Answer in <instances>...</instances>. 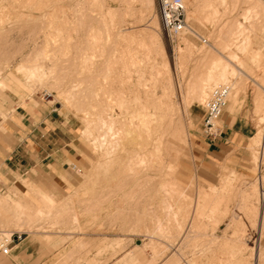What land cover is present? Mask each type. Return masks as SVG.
I'll use <instances>...</instances> for the list:
<instances>
[{
  "label": "rangeland",
  "instance_id": "1",
  "mask_svg": "<svg viewBox=\"0 0 264 264\" xmlns=\"http://www.w3.org/2000/svg\"><path fill=\"white\" fill-rule=\"evenodd\" d=\"M145 1L0 0V84L3 86L0 87V139L11 132L8 124L13 121L14 107L23 106L24 99L46 104L75 126L74 150L85 160L83 167H65L59 180L47 174L36 176L34 172V177L30 173L0 175L1 201L17 204L28 199L25 206L26 199L15 205L26 216L18 222H13L11 213L0 208L1 244L9 241L12 234L65 232L69 234L71 248L85 249L81 258L84 264L109 261L110 264H145L147 261L146 264H249L237 260L247 257L250 248L253 252L264 248V229L260 230L258 223L239 206L235 191L251 185L258 189V149L262 142L250 149L249 138L257 131H264V123L254 117L252 105L253 89L264 70V0H182L186 26L182 33L171 37V47L161 41L162 52L157 45L144 46L149 45L147 38L136 37L137 32L149 24L151 13L158 14L157 0H149L153 1L152 5ZM92 32L94 40L90 37ZM181 37L186 39L188 47L180 55L176 46ZM245 45L258 55L252 57L247 49L243 52ZM212 58L220 62H213ZM23 63L40 66L45 74L23 79L24 74L14 73L16 66ZM207 69L232 75L229 82L226 81L231 84L230 92L217 127L220 128L221 120L229 115L240 118L246 129L245 138L233 146L228 156L237 160V166L227 159L210 173L192 166L189 143L191 135L204 137L192 113L200 111L215 86L225 84L213 80L201 98L203 101L200 100L191 86ZM73 84L78 88H71ZM162 86L167 92L174 91L171 96L176 110L174 124L177 121L175 126H181L186 132V141L181 142L167 133L163 138V159L158 160L152 152L145 154L148 158L140 154L145 163H139L140 155L134 153L138 146L134 142H140L141 138L132 142L127 136L125 142L122 140L126 137L121 139L124 146L119 149L121 153L118 149L112 152L115 162L112 163L111 158L112 164L108 162L110 165L101 167L97 162L105 159L91 141L92 135L98 137L100 133L95 126L97 114L108 105L118 121H126L132 109L139 110L144 104L149 108L154 106ZM121 96L124 99L118 106L115 101ZM133 96L142 104L134 102ZM83 130L91 133L90 138ZM121 150L125 151L124 155ZM224 168L236 174V190L234 187L233 192H229L231 195L227 193L226 204L218 206L200 199L197 202L198 192L218 185ZM23 181L34 187L35 193L23 192L24 199L16 200L13 192L24 188ZM36 194L50 195L54 199L53 206L40 197L38 205L41 206L34 205L29 195L35 198ZM27 206L32 209L26 214L30 209ZM37 208L45 209L37 214ZM194 210L197 218L189 223L186 215ZM30 212L35 213L34 218ZM172 212L176 214L174 219ZM8 219L13 224L7 222ZM233 220L242 223L239 233L242 245L240 241L237 257L231 255L228 244L229 224ZM187 224H190L189 230ZM83 235H95V238L86 239H91L92 243L80 246L81 239L77 237ZM92 254L98 261L94 262V257L89 259Z\"/></svg>",
  "mask_w": 264,
  "mask_h": 264
},
{
  "label": "crops",
  "instance_id": "2",
  "mask_svg": "<svg viewBox=\"0 0 264 264\" xmlns=\"http://www.w3.org/2000/svg\"><path fill=\"white\" fill-rule=\"evenodd\" d=\"M192 115L201 131L203 108ZM240 121L238 117L226 115L221 120L219 135L213 143L201 134L190 136V158L196 170L215 172L216 167L219 168L223 162L225 164L227 159L233 166H237V160L228 156L233 146L242 142L246 136V129ZM8 127L11 132L6 138L0 139V175L11 177L30 173L34 177L35 174H47L59 180L65 167L71 166L74 169L85 165L84 158L74 150L75 126L70 120H63L54 108L46 104L30 103L24 99L23 106L14 107L13 121ZM23 182L28 188H23L25 194L35 191L28 182ZM29 197L37 206H41L38 205V197L51 205L54 202L46 194ZM77 238L81 239L78 245H84L86 239L95 238V235ZM1 241L0 246L6 247L8 252L3 254L0 247V264H84L81 258L85 250L71 248L69 234L65 232H24L12 234L4 244ZM93 257L94 262L98 261L93 254L89 259ZM106 264H110V261Z\"/></svg>",
  "mask_w": 264,
  "mask_h": 264
},
{
  "label": "bare ground",
  "instance_id": "3",
  "mask_svg": "<svg viewBox=\"0 0 264 264\" xmlns=\"http://www.w3.org/2000/svg\"><path fill=\"white\" fill-rule=\"evenodd\" d=\"M149 5H152V2L151 3L149 2V0H146ZM145 1V2H146ZM1 6V5H0ZM152 9V6L151 8ZM155 11V10H154ZM152 15L150 16V21H149V24L142 27V31H139L137 32L136 37H139L142 39L147 38V40L149 41V45L148 44H144V46H149V48H153L155 47V45H157L158 47V50H160V52H162V48H161V45L160 43H162L161 41H164V45L166 46H169L171 47V38H169L163 31V25H162V20H161V17L159 16V14H156V13H151ZM190 15V14H189ZM188 17V16H187ZM190 19V18H189ZM188 27V26H187ZM162 31V33H161ZM130 32V31H129ZM182 33V32H181ZM133 34V33H132ZM185 34V33H184ZM130 35V34H129ZM182 35V34H181ZM186 35V34H185ZM127 36V35H126ZM90 37L94 40L95 38V33H91L90 34ZM128 37V36H127ZM131 38V36H129ZM134 37V36H132ZM184 37V36H183ZM183 37H181L180 39V44L176 46L177 48V51L180 52V55L182 54L181 52H183L182 50L186 49L188 47V45L186 44V39H184ZM186 38V37H185ZM179 39V38H178ZM248 39V37H246V40ZM140 40V39H139ZM147 42V41H146ZM145 42V43H146ZM144 43V42H143ZM179 43V42H178ZM138 45V44H137ZM141 46H142V43H141ZM140 46V47H141ZM143 47V46H142ZM144 48V47H143ZM242 51H250L246 45L242 47ZM125 49V48H124ZM245 52V53H246ZM251 52V56L253 57L254 55L257 54L256 51H250ZM259 53V52H258ZM147 55V54H146ZM145 55V56H146ZM248 55V54H247ZM258 55V54H257ZM130 57V56H129ZM255 57V56H254ZM257 58V57H256ZM259 58V56H258ZM53 59V58H52ZM121 59V58H120ZM213 59V58H212ZM132 61V60H131ZM213 62H220V59H213L211 60ZM25 64V65H24ZM228 64V63H227ZM230 64V63H229ZM125 65V64H124ZM203 69V68H201ZM127 70V69H126ZM254 70V69H253ZM232 71H234L233 69L231 70V73ZM159 72V71H158ZM14 73L15 74H24L23 79H31V78H36L37 76L38 77H41L45 74L44 70L40 67V66H28L26 65V63H23V64H19L16 66V68L14 69ZM129 73V72H128ZM48 74V73H47ZM46 74V75H47ZM51 74V73H50ZM234 74V73H232ZM142 76V75H141ZM230 76H232L231 74H229L228 72H224V71H213V70H210V69H207L203 75H200L197 77V80L196 82L194 83V85L191 86V88H195L196 91L198 92V98H200V100H202L201 98H203V96L206 94V92L208 91L209 89V86H210V82H212L213 80H219V81H224L225 84H228L227 82H229V80L231 79ZM131 77V76H130ZM233 79V78H232ZM36 80V79H35ZM43 80V79H42ZM126 81V80H125ZM227 81V82H226ZM217 82V81H216ZM236 84V82H235ZM239 84V83H238ZM229 86L231 85L230 83L228 84ZM240 85V84H239ZM0 87L3 88L2 84H0ZM71 88H78V86L76 84H73L71 86ZM235 88H238V86H236ZM73 89V90H74ZM166 88L164 86H162V92L161 94L158 96L154 106H152L151 108H149L148 105H142L141 108L139 110H137L135 108V110L132 109V111L129 113L128 117H125V120L126 121H118L117 117H115L114 113H113V108L111 109L110 106L106 105L104 106L105 108L101 109V111L99 112V114H97L98 117H96L98 123L95 122V126H97V129L99 130L98 132L99 135L98 137H96L95 135H92V143L95 147H97L98 149H100V151L102 152V156L103 158L106 160L108 159L107 161L105 160H100V162H97V163H100V166H104L105 164H112L114 163L115 159H113V156H112V152L114 151V149H118V152L119 149H124L122 146H121V139H123L122 141L125 142V140L127 139V136H128V139H129V136H130V139L132 142H134L136 140L137 137H140L141 138V141L139 142H134V144H136L138 147H135L139 149V151L136 150V155L139 153V155H145V154H152V152L155 154V156L159 159H163L162 158V155L163 153L165 152L164 150V144H163V141H164V135H166L167 133H171L172 136L176 137L177 140L183 142L184 139L186 141V138L187 137V134L186 132L183 130V128L180 126L178 128L179 125L175 126L174 124V118L173 116L176 114V110H175V105H174V102L171 101V96L172 94L174 95V91L172 89H170L169 92H167L165 90ZM72 90V89H71ZM70 90V91H71ZM235 90V89H234ZM237 90V89H236ZM118 91V90H117ZM120 93V92H119ZM145 93V92H144ZM120 96V94H118ZM154 95V94H153ZM124 96H121L118 100L115 101V104L118 105V106H121L120 104L123 102V98ZM197 97V96H196ZM197 98V99H198ZM206 98V97H205ZM134 99V100H133ZM133 101L138 103V99L134 96H133ZM142 100V99H141ZM144 100V99H143ZM146 100V99H145ZM203 101V100H202ZM204 102V101H203ZM144 103V102H143ZM135 104V103H134ZM133 104V105H134ZM139 104V103H138ZM140 104L141 101H140ZM139 104V105H140ZM252 105H253V112H254V117H256V119H258V121H260V123H264V70H263V73H262V76L259 78V82L256 83V87L253 89V97H252ZM117 106V107H118ZM133 107V106H132ZM139 108V107H138ZM99 111V110H98ZM123 111V110H122ZM123 113V112H122ZM95 119V120H96ZM120 120V118H119ZM217 126V125H216ZM96 128V127H95ZM218 128V127H217ZM83 134H86V137L90 138V135L91 133L88 131V130H83ZM168 137V136H167ZM164 138V139H163ZM172 138V137H171ZM175 138V139H176ZM263 138H264V131L261 132L260 131H257L254 136L250 137L249 140L252 142V144H250V149H251V146H256L257 143L258 145L260 144V142L263 141ZM174 139V138H172ZM138 140V138H137ZM136 140V141H137ZM129 141V140H128ZM126 142V144L128 143L129 145V142ZM167 142V140H166ZM178 142V141H177ZM123 143V142H122ZM180 143V142H179ZM178 143V144H179ZM186 143V142H185ZM124 144V143H123ZM181 144V143H180ZM189 145V144H188ZM261 145V144H260ZM115 146V147H114ZM133 146V145H131ZM130 146V147H131ZM133 146V147H134ZM109 147V149H108ZM113 147V148H112ZM175 147V146H174ZM127 145H126V150H129L127 149ZM135 149V148H134ZM152 149V151L150 150ZM249 149V148H248ZM253 149V148H252ZM117 151V150H116ZM122 151V150H121ZM135 151V150H133ZM132 151V152H133ZM250 151V150H249ZM123 155H124V152L125 151H122ZM121 153V152H120ZM129 153V151H128ZM127 153V154H128ZM117 154V152L115 153ZM126 154V156H127ZM131 154V153H130ZM120 155V154H119ZM118 155V156H119ZM138 155V156H139ZM139 157L138 161L139 163L140 162H144L143 161V156ZM101 156V157H102ZM135 156V155H134ZM151 156V155H150ZM100 157V158H101ZM117 157V156H116ZM122 157V156H121ZM131 157V155H130ZM112 163L110 162L112 159ZM118 158V157H117ZM116 158V161L119 160ZM129 158V157H128ZM133 158V156H132ZM138 158V157H135L134 160ZM145 158H148L146 157L145 155ZM152 159V158H150ZM131 160V159H130ZM128 161V162H132V161ZM137 160V159H136ZM147 160V159H146ZM149 160V159H148ZM147 160V161H148ZM153 160V159H152ZM137 161V162H138ZM109 162V163H108ZM119 162V161H118ZM158 162V161H157ZM145 163V162H144ZM143 163V164H144ZM154 163V162H153ZM161 163V162H160ZM159 163V164H160ZM96 164V163H95ZM109 164V165H110ZM116 164V163H115ZM133 164H137V163H134ZM148 164V163H147ZM140 165V164H139ZM142 165V163H141ZM162 165V163H161ZM99 165L97 167H100ZM137 166V165H136ZM159 166V165H158ZM222 166V165H221ZM141 167V166H140ZM145 167V165L143 166ZM162 167V166H160ZM132 169V168H131ZM153 169V168H152ZM223 169V168H222ZM226 168H224L225 170ZM141 170V169H140ZM223 170V171H224ZM144 172V171H143ZM146 173V172H145ZM128 175V174H127ZM235 172L233 170H228L227 169L222 173L220 174V178H219V181H218V185L217 186H214V187H210L209 189L207 190H201L200 192H198V199H197V202L200 200H209L211 202H215L216 205H225V201L227 199V193L229 192H233L234 190V180H235ZM148 178V177H147ZM244 178V177H243ZM149 179V178H148ZM152 179V178H151ZM161 181V180H160ZM147 182V181H146ZM145 182V183H146ZM22 186L24 188H26V184L24 182H22ZM146 185V184H145ZM168 186V185H167ZM173 187V186H172ZM249 187V186H248ZM164 188V187H163ZM235 190H236V187H235ZM258 189H256V186L255 185H251L249 188H246L244 190H241V189H238L235 191V195H237V197H239V201H238V204L239 206H241L244 211H246V215L249 216L252 220H254V222L256 221L258 224V227L260 230H263L264 229V200H261L260 197H259V193L257 192ZM171 191V190H170ZM76 193V192H75ZM126 194V193H125ZM165 194V193H164ZM229 195H231L229 193ZM148 196V195H147ZM162 196V195H160ZM159 196V198H160ZM13 197L16 199V200H22V198L24 199V193H23V189H18V191L15 190V192H13ZM164 197L167 198V196L164 195ZM163 197V198H164ZM162 198V197H161ZM171 198V196L169 197ZM168 198V199H169ZM26 199V198H25ZM24 199V200H25ZM39 199V198H38ZM15 200V201H16ZM20 200V201H21ZM22 200V201H24ZM27 200L23 202V205L25 206V203L27 204ZM42 200V199H41ZM164 200V199H163ZM166 200V199H165ZM22 201L20 203H22ZM43 201V200H42ZM259 201L262 203V205L260 206L259 205ZM18 202V201H17ZM16 203V202H15ZM19 203V202H18ZM17 203V204H18ZM19 203V205H20ZM42 203V202H41ZM168 203V202H167ZM166 203V205H167ZM17 204H13L9 201H1L0 200V208H2V211H8L11 213V215L13 216V218L15 219V221L13 222H18L20 221V219L23 217L26 219V216H24L23 212H21L19 210V206H15ZM30 204V203H29ZM28 204V206H29ZM170 204V203H169ZM22 205V204H21ZM22 205V206H23ZM33 205V204H32ZM35 205V204H34ZM47 205V204H46ZM195 205V204H194ZM193 205V209L195 208ZM27 208H30L28 207ZM31 206V205H30ZM48 206V205H47ZM50 206H53V205H50ZM56 206V205H54ZM152 206V205H151ZM260 206V207H259ZM21 207V206H20ZM37 207V206H36ZM35 207V208H36ZM165 207V206H164ZM163 207V208H164ZM170 207V206H169ZM25 208V207H24ZM23 208V209H24ZM40 208V207H39ZM39 208L38 211H37V214L39 212L43 213V210L45 209H42L41 211H39ZM162 208V206L160 207ZM166 209L168 208L165 207ZM164 208V209H165ZM172 208V207H171ZM170 208V209H171ZM190 208V207H189ZM240 208V207H239ZM32 208L30 209H27V211H25V213L27 214V212H29V210H31ZM34 209V207H33ZM36 209V210H37ZM48 209V208H47ZM46 209V210H47ZM165 209V210H166ZM173 210V209H172ZM161 211V210H160ZM159 211V212H160ZM174 211V210H173ZM196 210L191 211V214L189 215H186V217L188 218L189 216V223H190V220L191 219H194V218H197V214L195 212ZM34 212V211H33ZM33 212H30V213H33ZM45 212V211H44ZM55 212V211H54ZM168 212V211H167ZM177 212V211H176ZM187 212V211H186ZM49 213V212H48ZM135 213V212H134ZM180 213V212H179ZM189 213V212H188ZM35 213H33V215H31L32 217L35 216L34 215ZM74 214V213H73ZM184 214V212L182 213ZM43 215V214H42ZM45 215V214H44ZM60 215V214H59ZM58 215V216H59ZM172 215V218H176V214L175 212H172L171 213ZM185 215V214H184ZM7 216V215H6ZM38 216V215H37ZM4 217V216H3ZM31 217V218H32ZM161 217V216H160ZM171 217V216H170ZM248 217V218H249ZM258 217V219H257ZM30 218V217H28ZM27 218V219H28ZM34 218V217H33ZM151 218V217H150ZM156 218V217H155ZM182 218V217H180ZM185 218V217H184ZM74 219H76V215H74ZM154 219V218H153ZM161 219V218H160ZM24 220V219H23ZM4 221V219H3ZM10 219H8L7 222H9ZM154 221V220H153ZM11 222V221H10ZM13 222H11L13 224ZM170 222V221H169ZM253 223V221H251ZM28 223V222H27ZM160 223V222H159ZM17 224V223H15ZM20 224V223H19ZM22 224V223H21ZM24 224V223H23ZM256 224V223H255ZM160 225L159 224V228H160ZM10 226V225H9ZM157 226V228H158ZM241 226H242V223L239 222V221H231L230 224H229V227L231 229V233H230V236H229V245H230V248H231V255H235L238 254V251L241 249L240 247V241L242 240L240 237H239V233L241 231ZM254 226V225H253ZM162 227V226H161ZM20 228V227H19ZM156 228V229H157ZM191 227H190V224H187V229L189 230ZM163 229V228H161ZM160 229V230H161ZM166 229V228H165ZM180 229V228H179ZM147 230V229H146ZM159 230V229H158ZM152 231V230H151ZM157 231V230H156ZM165 231V230H164ZM264 231V230H263ZM187 232V231H185ZM153 233H155L153 231ZM166 233V232H165ZM168 235V234H167ZM184 235V232L182 234V237ZM177 236V235H176ZM181 237V238H182ZM241 240H240V239ZM84 241V240H82ZM93 241V240H92ZM113 241V240H111ZM118 241V240H117ZM116 241V242H117ZM168 242V241H167ZM87 243H92L91 242V239L90 241L88 240H85L84 241V244L88 245ZM102 243V242H101ZM107 243V242H106ZM78 244H81V243H78ZM95 244V243H94ZM113 244V243H112ZM111 244V246H112ZM117 244V243H115ZM120 244V242H119ZM91 245V244H90ZM101 245V244H100ZM159 245V244H158ZM241 245H242V241H241ZM2 246V245H1ZM0 246V247H1ZM80 246H83V245H80ZM97 246V245H96ZM110 244H109V247H111ZM116 246V245H115ZM99 247V246H98ZM244 247V246H243ZM85 248V246H84ZM93 248H95L93 246ZM101 248V246H100ZM99 248V249H100ZM105 248V247H104ZM250 248V247H249ZM260 248V247H258ZM88 249V248H87ZM111 249V248H110ZM80 250V249H79ZM85 250V249H84ZM96 250V249H95ZM107 250V248H106ZM156 250V249H155ZM253 250V249H252ZM251 248L249 249V254L247 257H242L240 254V258H238L237 261L239 262H246V263H249V264H264V248L262 247L261 248V251H252ZM161 251V250H160ZM175 251V250H174ZM99 252V251H98ZM161 253V252H160ZM241 253V251L239 252ZM241 254H244V253H241ZM169 257V256H168ZM171 260V259H170ZM154 261V260H153ZM166 261V260H165ZM169 261V259H168ZM148 262V261H147ZM146 262V263H147ZM151 262V261H150ZM145 263V264H146ZM152 263V262H151ZM229 263V262H228ZM138 264V263H136ZM141 264H144V263H141ZM170 264V263H169ZM173 264V263H172ZM242 264V263H241Z\"/></svg>",
  "mask_w": 264,
  "mask_h": 264
},
{
  "label": "built area",
  "instance_id": "4",
  "mask_svg": "<svg viewBox=\"0 0 264 264\" xmlns=\"http://www.w3.org/2000/svg\"><path fill=\"white\" fill-rule=\"evenodd\" d=\"M157 7L164 33L169 38L179 35L186 26L185 8L182 0H157ZM229 92L228 84H219L211 90L208 98L202 104L204 118L201 133L210 143H213L219 135L216 123L224 112ZM257 164L258 193L260 199L264 200V140L259 145ZM1 251L6 254L8 249L1 247Z\"/></svg>",
  "mask_w": 264,
  "mask_h": 264
}]
</instances>
